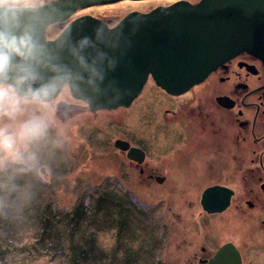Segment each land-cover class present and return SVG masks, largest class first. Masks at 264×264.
Segmentation results:
<instances>
[{"label":"rangeland","instance_id":"rangeland-1","mask_svg":"<svg viewBox=\"0 0 264 264\" xmlns=\"http://www.w3.org/2000/svg\"><path fill=\"white\" fill-rule=\"evenodd\" d=\"M45 1L40 0V4ZM175 1L121 0L79 9L70 20L91 15L111 18L110 24H113L130 11L148 12ZM54 25L45 30L46 39L55 38L61 31L59 24ZM153 86L146 83L140 97L128 107L96 112L88 111L85 103L73 99L67 85L62 88L56 105L61 102L70 107V114L56 113L57 127L63 134L62 145L58 148L45 146L41 150L38 171L15 177L4 172L1 178L3 172L0 170V264H108L110 254L102 250L110 251L116 258L109 264H121L122 254L129 251H132V264H188L181 261L185 254H190L195 243L192 239L200 238L194 227L198 226L200 206L196 195L192 194L196 185L187 183L179 171H172L169 177L167 174L162 184L141 186L133 178L131 185L126 187L131 201L124 200L132 210L128 225L123 226L127 233L125 238L118 237L120 215L117 212L110 215L123 198L117 174L121 172L120 162L125 163L113 143L116 139H127L133 144L147 146L141 138L151 142L149 134L155 130L167 104L154 93ZM157 129L167 137L169 132H178L180 127L177 123L163 126L158 121ZM160 136L151 143L171 142ZM161 157L149 154L148 160L153 163ZM157 164L162 166L159 170L164 174V164ZM6 181H10L11 193L5 190ZM103 193H108V207L95 210ZM77 208L86 213L82 220H73ZM77 220L79 223L72 230ZM112 229H116L114 234ZM42 232L44 239L40 236ZM105 233L113 235L111 246L99 240ZM116 238L123 241L119 251L115 247L119 241ZM113 250H117L118 256ZM258 257H264V250L258 252Z\"/></svg>","mask_w":264,"mask_h":264},{"label":"water","instance_id":"water-1","mask_svg":"<svg viewBox=\"0 0 264 264\" xmlns=\"http://www.w3.org/2000/svg\"><path fill=\"white\" fill-rule=\"evenodd\" d=\"M119 1L47 0L36 13L39 36L53 63L71 73L58 94L67 85L71 97L85 103L90 112L128 107L149 78L166 93L180 95L239 54L248 53L264 63V0H177L148 12L131 11L113 26L91 15L70 20L79 9ZM61 23L59 34L46 39L47 27ZM81 57L86 70L79 64ZM66 108L60 102L56 113L70 114ZM113 146L127 152L129 160L140 162L144 157L121 139ZM155 181L161 184L163 178ZM229 193L219 186L206 188L202 209L224 210ZM207 264H240L239 253L225 244Z\"/></svg>","mask_w":264,"mask_h":264},{"label":"flooded vegetation","instance_id":"flooded-vegetation-1","mask_svg":"<svg viewBox=\"0 0 264 264\" xmlns=\"http://www.w3.org/2000/svg\"><path fill=\"white\" fill-rule=\"evenodd\" d=\"M101 19L108 20V26L116 23L110 24L111 18ZM147 83H152L154 93L167 102L158 121L163 126L177 123L180 129L166 137L158 132L157 121L149 134L151 142L160 135L171 142L151 143L141 138L145 146L121 139L144 154L137 162L118 150L125 161L118 165L121 172L117 174L122 200L130 199L126 187L133 178L148 186L157 183L155 177H162L164 183L176 170L187 183L196 185L192 194L200 206L198 226L194 225L200 238L192 239L191 252L181 262L207 264L223 245L232 244L240 264H259V259L264 264V257H258L264 250V63L248 53L239 54L180 95L166 93L153 81ZM149 154L162 157L152 163ZM157 162L164 164V174ZM211 186L230 192L228 206L220 212L207 213L200 204L202 192Z\"/></svg>","mask_w":264,"mask_h":264},{"label":"clouds","instance_id":"clouds-1","mask_svg":"<svg viewBox=\"0 0 264 264\" xmlns=\"http://www.w3.org/2000/svg\"><path fill=\"white\" fill-rule=\"evenodd\" d=\"M40 6V0H0V170L13 177L38 171L41 150L63 143L56 99L71 73L53 63L39 36ZM79 64L86 70L82 57ZM99 240L114 243L107 233Z\"/></svg>","mask_w":264,"mask_h":264},{"label":"trees","instance_id":"trees-1","mask_svg":"<svg viewBox=\"0 0 264 264\" xmlns=\"http://www.w3.org/2000/svg\"><path fill=\"white\" fill-rule=\"evenodd\" d=\"M69 21V20H68ZM67 23V22H66ZM60 26L58 27V28H63L64 27V25L61 23V24H59ZM54 26H56V24L54 25ZM2 174H1V178H4V175H5V173H4V171L2 170ZM3 181H4V179H3ZM4 186H6V189L5 190H7L9 193H11V191L9 190V187H10V181H6L5 183H4ZM107 195H108V193L106 194V193H103V198L102 199H99L98 201H97V203L95 204V210L97 209V208H100V207H102L103 209H106V207H108V199H107ZM116 208H115V210L112 212V211H110V215L111 216H113L114 214H115V212H117V214H118V216L120 215V218H119V220L117 221V225H118V227H119V239L121 238V236H123L124 238L127 236V233H125V229H123V226L124 227H126L127 225H128V222H129V219H130V217H131V212H132V210H131V207L125 202V201H123V200H121V203H120V205H119V203L118 204H116ZM83 214H86L84 211H83V209L82 208H77V209H75V212H74V214H73V220L74 219H81L82 220V218H83ZM72 220V219H71ZM79 223V221L77 220L76 222H75V224H74V226L72 227V230H73V228H75L76 227V224H78ZM80 234H82V233H80ZM40 236H41V239H42V237H43V239H44V232H42L41 234H40ZM123 238V239H124ZM117 239V238H116ZM119 239H117V241L119 240ZM121 242H123L122 240H119L118 242H117V244L115 245V247H117L118 248V251H119V249L122 247L121 245H120V243ZM114 249V248H113ZM133 250V249H132ZM102 251H104V252H108L109 254H110V261L108 262V264L109 263H111L112 261H115L116 260V258H114V257H112V254H111V252L110 251H105V250H102ZM112 253H115V254H117V256H118V253H117V250H113V252ZM132 251H129L128 253H123L122 254V262H121V264H132L131 263V259H132ZM121 256V255H120Z\"/></svg>","mask_w":264,"mask_h":264},{"label":"bare ground","instance_id":"bare-ground-1","mask_svg":"<svg viewBox=\"0 0 264 264\" xmlns=\"http://www.w3.org/2000/svg\"><path fill=\"white\" fill-rule=\"evenodd\" d=\"M118 21H119V20H118ZM118 21H117V22H118ZM146 83H147V82H146Z\"/></svg>","mask_w":264,"mask_h":264}]
</instances>
